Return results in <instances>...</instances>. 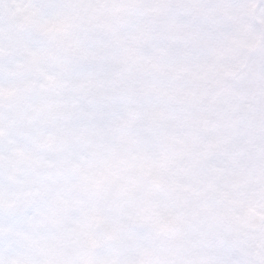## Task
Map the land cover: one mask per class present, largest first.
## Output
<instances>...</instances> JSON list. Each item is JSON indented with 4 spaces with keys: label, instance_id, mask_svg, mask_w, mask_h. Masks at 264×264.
<instances>
[{
    "label": "clouds",
    "instance_id": "9594fccd",
    "mask_svg": "<svg viewBox=\"0 0 264 264\" xmlns=\"http://www.w3.org/2000/svg\"><path fill=\"white\" fill-rule=\"evenodd\" d=\"M0 264H264V0H0Z\"/></svg>",
    "mask_w": 264,
    "mask_h": 264
}]
</instances>
